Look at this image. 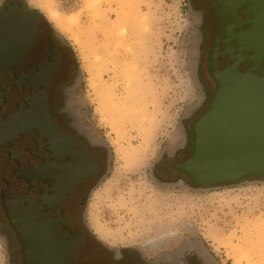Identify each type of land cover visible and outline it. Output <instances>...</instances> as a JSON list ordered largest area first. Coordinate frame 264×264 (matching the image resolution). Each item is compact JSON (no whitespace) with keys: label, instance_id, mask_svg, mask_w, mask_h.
Segmentation results:
<instances>
[{"label":"rangeland","instance_id":"374dc122","mask_svg":"<svg viewBox=\"0 0 264 264\" xmlns=\"http://www.w3.org/2000/svg\"><path fill=\"white\" fill-rule=\"evenodd\" d=\"M6 2L0 0V9ZM51 3L68 20L65 28L28 0L73 50L79 66L74 106L112 151L110 174L88 208L90 230L94 208L103 235L94 234L111 248L156 258L198 241L221 264H264V179L190 191L159 188L150 177L162 152L179 143L180 122L194 99L187 0ZM0 264H7L1 239Z\"/></svg>","mask_w":264,"mask_h":264},{"label":"flooded vegetation","instance_id":"af4514ba","mask_svg":"<svg viewBox=\"0 0 264 264\" xmlns=\"http://www.w3.org/2000/svg\"><path fill=\"white\" fill-rule=\"evenodd\" d=\"M23 2L7 0L0 14ZM187 2L194 99L180 122L179 143L162 152L153 170L161 181L197 189L180 168L192 154L193 127L212 104L218 74L253 72L261 55L254 44L264 42V33L254 31V0ZM33 11L40 35L16 66L0 63V233L7 264H30L39 218L53 227L50 242L69 249L79 244L73 264H221L198 241L148 258L139 249L106 246L90 230L88 208L110 174L112 156L74 106L79 66L73 50ZM263 71L264 55L256 73Z\"/></svg>","mask_w":264,"mask_h":264},{"label":"water","instance_id":"95a60500","mask_svg":"<svg viewBox=\"0 0 264 264\" xmlns=\"http://www.w3.org/2000/svg\"><path fill=\"white\" fill-rule=\"evenodd\" d=\"M33 10L24 0L21 9L12 4L0 14V63L16 66L40 35ZM253 19L254 31L264 33V0H254ZM262 44H254L261 55L253 72L228 69L217 75L212 104L193 127L192 154L180 168L199 188L182 180L161 181L152 167L150 177L156 186L208 191L264 178V71L256 73L264 55ZM34 228L38 241L29 248L30 264L74 263L79 244L69 249L50 242L47 231L53 227L41 218ZM0 239L4 240L1 233Z\"/></svg>","mask_w":264,"mask_h":264},{"label":"bare ground","instance_id":"6f19581e","mask_svg":"<svg viewBox=\"0 0 264 264\" xmlns=\"http://www.w3.org/2000/svg\"><path fill=\"white\" fill-rule=\"evenodd\" d=\"M42 1L44 3L42 4ZM41 3V4H40ZM29 4L31 6H36L37 8L41 9L43 12H45L48 16V18L51 21H54L57 25V27L62 26L66 27L68 26V20H65L64 18L60 17V15L52 9V3L51 0H29ZM51 4V5H50ZM96 214V211L94 208H91L90 213H89V223L92 226V230H94V233L98 237H102V229L101 227L95 222L94 215Z\"/></svg>","mask_w":264,"mask_h":264}]
</instances>
